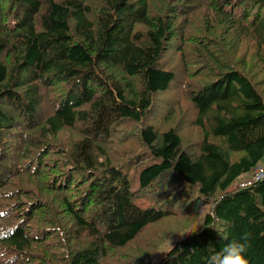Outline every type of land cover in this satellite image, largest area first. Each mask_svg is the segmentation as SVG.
<instances>
[{
	"label": "trees",
	"instance_id": "1",
	"mask_svg": "<svg viewBox=\"0 0 264 264\" xmlns=\"http://www.w3.org/2000/svg\"><path fill=\"white\" fill-rule=\"evenodd\" d=\"M263 158L264 0H0V264H264Z\"/></svg>",
	"mask_w": 264,
	"mask_h": 264
},
{
	"label": "rangeland",
	"instance_id": "2",
	"mask_svg": "<svg viewBox=\"0 0 264 264\" xmlns=\"http://www.w3.org/2000/svg\"><path fill=\"white\" fill-rule=\"evenodd\" d=\"M163 97H164V99L161 101L162 104H164L166 102L168 95H163ZM169 100L170 101L175 100V98L170 96ZM173 108L175 110H180V107L178 106V104H174ZM207 211H208V207L207 206L203 207L199 213L198 220L193 225H191L187 228L180 225L181 222H183L182 220H169V221H167L163 227L165 230H170V232L167 234V236L165 237L163 242L157 248L154 257L152 258V263L156 264L166 254V252L174 245V243L177 240H179L182 237H184V236L192 233L193 231H195L199 227V225L202 222L203 217Z\"/></svg>",
	"mask_w": 264,
	"mask_h": 264
},
{
	"label": "built area",
	"instance_id": "3",
	"mask_svg": "<svg viewBox=\"0 0 264 264\" xmlns=\"http://www.w3.org/2000/svg\"><path fill=\"white\" fill-rule=\"evenodd\" d=\"M262 178H264V167L258 163L248 173L241 176L238 186H246Z\"/></svg>",
	"mask_w": 264,
	"mask_h": 264
},
{
	"label": "crops",
	"instance_id": "4",
	"mask_svg": "<svg viewBox=\"0 0 264 264\" xmlns=\"http://www.w3.org/2000/svg\"><path fill=\"white\" fill-rule=\"evenodd\" d=\"M259 165L264 167V158L259 162Z\"/></svg>",
	"mask_w": 264,
	"mask_h": 264
}]
</instances>
